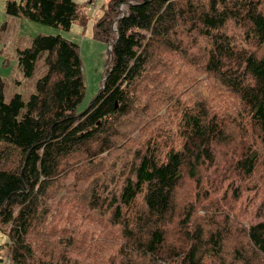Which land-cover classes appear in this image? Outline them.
I'll list each match as a JSON object with an SVG mask.
<instances>
[{
    "label": "trees",
    "instance_id": "16d2710c",
    "mask_svg": "<svg viewBox=\"0 0 264 264\" xmlns=\"http://www.w3.org/2000/svg\"><path fill=\"white\" fill-rule=\"evenodd\" d=\"M6 12L66 30L85 20L75 0ZM95 34L111 49L84 111L79 45L60 34L18 50L26 79L44 56L29 98L8 99L0 77L4 264H264V0H114ZM165 53L197 56L222 105L190 106L161 81Z\"/></svg>",
    "mask_w": 264,
    "mask_h": 264
},
{
    "label": "rangeland",
    "instance_id": "374dc122",
    "mask_svg": "<svg viewBox=\"0 0 264 264\" xmlns=\"http://www.w3.org/2000/svg\"><path fill=\"white\" fill-rule=\"evenodd\" d=\"M20 2L17 0H12ZM80 8L83 10L85 20L77 19L71 25L69 30L62 27L46 25L36 21H32L25 17V21L20 28L19 24H16V28L9 30L12 33L10 37L7 36L6 20L0 19V77L5 84L15 79L13 84L8 88V93L11 94L20 92L27 99L30 94L35 91V81L44 74L45 63L44 56L37 61V67L33 78L27 81H23L17 85V78L24 76L23 72L18 68L17 53L19 49H24L30 46L35 38L39 34L43 35H58L74 41L79 45L80 54L83 61V72L85 77V95L83 101L79 105V111H84L91 103L93 98L97 96L101 89L103 78L106 74V68L108 63V56L110 51V43L106 40L99 38L95 34V25L101 19L106 12L110 11L114 0H75ZM130 1V0H128ZM136 1V0H132ZM4 15L6 13H3ZM29 24V25H28ZM238 23L229 22V29L235 30L240 36V29L236 28ZM181 26V25H180ZM178 28V27H177ZM39 29H43V32H39ZM33 35V36H32ZM177 33L173 34V38ZM180 38L185 48V56H187L195 44L192 42L191 37L188 35V28L180 32ZM238 41V39H237ZM239 42V41H238ZM159 55L162 54V48H158ZM184 56H177L174 53L164 55L165 67H161L159 77L161 81L163 79L169 80L171 86H173L179 93L184 96V100L191 104L196 100L207 101L213 108H219L222 105L225 92L223 90L206 88L205 86L211 85V78L209 75L200 69L198 64V57H193L192 61L183 59ZM14 89V92H13ZM11 96H8L10 99ZM224 188H221L214 194V198L220 204H226L229 202L230 193L224 195ZM181 193H186L182 190ZM190 200H195L196 203L199 200L196 197L190 196ZM189 200V201H190ZM248 201H242L247 208L255 209L258 201L255 202V206H250ZM247 225V221H244ZM238 237L234 240L236 244ZM8 236L7 232L0 228V264L8 262ZM232 245V244H231Z\"/></svg>",
    "mask_w": 264,
    "mask_h": 264
},
{
    "label": "crops",
    "instance_id": "0c3cea01",
    "mask_svg": "<svg viewBox=\"0 0 264 264\" xmlns=\"http://www.w3.org/2000/svg\"><path fill=\"white\" fill-rule=\"evenodd\" d=\"M8 1L9 0H0V19H5L6 20V26L5 27H7L6 29H8L6 31V34H7L8 37H10L12 35V33H9V30L12 29L13 27L16 28V24H19L20 28H21L22 27V23L25 21V18H23L21 16L9 15L6 12V4H7ZM17 1H21V0H17ZM3 13H6V14L4 15ZM43 31H44L43 29H39V32H43ZM19 50H22V49H19ZM18 68L20 69L19 66H18ZM27 80H30V79H26V78H24V76H20L19 79L17 78V82L16 83L18 85L21 82L23 83V81H27ZM14 81H15V79L9 81V83L6 84L7 98H8V96H12L13 95V93L11 94V91H10V93H8L7 89L10 88V86L13 84ZM13 92H14V89H13Z\"/></svg>",
    "mask_w": 264,
    "mask_h": 264
},
{
    "label": "water",
    "instance_id": "95a60500",
    "mask_svg": "<svg viewBox=\"0 0 264 264\" xmlns=\"http://www.w3.org/2000/svg\"><path fill=\"white\" fill-rule=\"evenodd\" d=\"M109 48L111 49V45L109 46Z\"/></svg>",
    "mask_w": 264,
    "mask_h": 264
}]
</instances>
